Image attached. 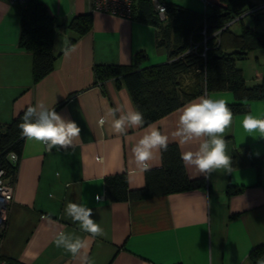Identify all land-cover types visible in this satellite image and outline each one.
<instances>
[{"label":"crops","instance_id":"0c3cea01","mask_svg":"<svg viewBox=\"0 0 264 264\" xmlns=\"http://www.w3.org/2000/svg\"><path fill=\"white\" fill-rule=\"evenodd\" d=\"M38 1L55 18L57 58L54 68L35 81L34 55L19 44L26 5L0 0V122L11 123L42 100L76 121L82 131L74 148L67 150L46 151L41 144L24 139L0 256L15 264H81L55 246L57 234L63 231L90 239L88 255L93 264H254L251 250L264 246V138L249 136L240 122L249 112L264 118V99L245 101L248 108L233 114V124L225 133L228 155L233 158L235 150L246 145L255 163L232 166L231 174L220 170L207 179L185 166L189 177L205 181L202 188L112 201L107 176L124 173L130 188L145 186L146 171L135 167L131 153L144 128L129 129L125 135L111 131L109 109L137 108L124 77L97 81L95 66L132 64L140 52L147 56L141 67L163 63L169 60L168 50L157 44L155 25L95 10L94 0ZM164 1L203 13L221 3ZM86 14H92V28L79 34L70 23ZM66 46L74 49L68 56ZM198 76L196 70L182 74V86L189 88ZM256 78L261 80L263 74L257 72ZM201 95L236 101L230 90L205 87L192 99ZM184 104L150 123L168 134L169 144H178L181 154L195 147L171 137L178 109ZM102 116L107 122L100 127ZM161 165L158 153L151 168ZM69 201L92 208L93 219L106 236L93 240L82 232L64 213Z\"/></svg>","mask_w":264,"mask_h":264},{"label":"trees","instance_id":"16d2710c","mask_svg":"<svg viewBox=\"0 0 264 264\" xmlns=\"http://www.w3.org/2000/svg\"><path fill=\"white\" fill-rule=\"evenodd\" d=\"M220 1L208 13L165 2L167 19L162 20L150 0H138L134 18L157 27V44L167 48L169 60L141 67L147 56L140 52L132 64L96 65V80L123 76L136 108L144 114L146 124L180 107L204 87L210 91H232L236 101L228 103L229 107L233 114L244 112L248 108L245 101L264 99V76L261 83L248 85L237 59L245 57L251 49L264 47V35L256 28L245 26L242 20L246 14H252L259 20L264 15V0ZM92 21V14L80 15L71 21L70 26L84 34L92 28ZM236 21L240 22L238 31L232 28ZM55 32V18L47 6L38 0L28 2L22 11L19 44L34 55L35 81L54 68L57 58L53 50ZM195 70L199 72L198 81L185 89L181 75ZM24 111L26 109L7 125L0 122V168L12 175L13 180L17 166L9 154L14 151L20 155L22 152L24 138L18 124ZM161 158V166L146 171L143 187L130 188L124 173L107 176L105 183L110 200H134L200 189L205 185L204 180L189 177L178 144L170 143L168 150L161 153ZM246 163H255V159L245 145L233 153L232 166L241 167ZM250 256L257 264L258 258H264V246L255 247Z\"/></svg>","mask_w":264,"mask_h":264},{"label":"clouds","instance_id":"9594fccd","mask_svg":"<svg viewBox=\"0 0 264 264\" xmlns=\"http://www.w3.org/2000/svg\"><path fill=\"white\" fill-rule=\"evenodd\" d=\"M72 51L73 48L66 46L65 56L70 55ZM107 116L111 117V131L117 135H125L132 128H144L143 135L131 148L132 162L137 169L150 170L157 154L168 150L170 136L152 124L144 127L146 121L140 110L117 107L109 109ZM106 122V118L102 116L98 125L103 127ZM240 123L249 136L264 138V118L249 112L243 115ZM232 124L233 112L228 101L223 98L201 95L178 109L177 124L171 137L181 145H195L181 154L184 165L193 167L199 174H203L205 179L220 170L231 174L232 158L226 151L225 133ZM18 128L22 138L27 142L41 144L46 151H52L54 148L57 151L73 149L75 143L80 140L82 131L76 121L57 112L55 108H50L42 100L26 108ZM50 198H54L53 194H50ZM96 199L99 200V197ZM64 213L73 223L78 224L82 232L89 234L91 239L106 236L105 230L93 219V209L86 204L69 201ZM54 244L63 248L74 259H79L81 264H93L88 255L89 238L61 231L57 234ZM257 264H264V258H258Z\"/></svg>","mask_w":264,"mask_h":264},{"label":"built area","instance_id":"2783aa9c","mask_svg":"<svg viewBox=\"0 0 264 264\" xmlns=\"http://www.w3.org/2000/svg\"><path fill=\"white\" fill-rule=\"evenodd\" d=\"M10 3L26 5L31 0H8ZM138 0H94V8L110 14L126 18H134V8ZM162 20L167 19L166 3L164 0H150ZM205 33V30H203ZM206 34V33H205ZM206 42V36L204 38ZM207 49V45H205ZM205 54V53H203ZM10 159L16 162L18 154L14 151L9 154ZM14 198V180L4 168H0V244L7 225L9 207ZM0 264H12L0 256Z\"/></svg>","mask_w":264,"mask_h":264},{"label":"rangeland","instance_id":"374dc122","mask_svg":"<svg viewBox=\"0 0 264 264\" xmlns=\"http://www.w3.org/2000/svg\"><path fill=\"white\" fill-rule=\"evenodd\" d=\"M242 23L245 26L256 28L258 32L264 35V15H261L260 19L256 20L252 14H246ZM232 28L238 31L240 30V24L237 23ZM237 65L242 69L248 85L261 83L262 80H257L256 73L261 72L264 76V47L249 50L245 57L237 59Z\"/></svg>","mask_w":264,"mask_h":264}]
</instances>
